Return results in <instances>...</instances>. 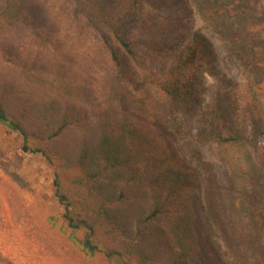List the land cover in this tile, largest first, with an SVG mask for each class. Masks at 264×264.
<instances>
[{"label": "trees", "instance_id": "obj_1", "mask_svg": "<svg viewBox=\"0 0 264 264\" xmlns=\"http://www.w3.org/2000/svg\"><path fill=\"white\" fill-rule=\"evenodd\" d=\"M66 1L69 22L57 11L61 0H0V120L19 133L25 152L79 171L77 200L63 193L57 177L53 185L66 228L84 232L81 249L101 252L95 238L105 227L119 245L107 256L133 257L137 264H264V170L253 163L233 102L217 104L211 113L220 123L209 122L212 141L225 154L243 153V164L229 167L227 210L206 204L196 169L165 144L156 125L125 112L137 97L141 104L168 101L184 110L185 99L199 93L200 81L187 77L196 48L173 54L163 86L144 70L164 44L140 50L131 39L129 23L140 11L177 3L219 37L248 76L257 72L246 112L253 138L264 136L262 0ZM70 22L77 24L79 44L57 45ZM7 34L29 40L12 59L1 38ZM191 43L211 53L197 34Z\"/></svg>", "mask_w": 264, "mask_h": 264}, {"label": "rangeland", "instance_id": "obj_2", "mask_svg": "<svg viewBox=\"0 0 264 264\" xmlns=\"http://www.w3.org/2000/svg\"><path fill=\"white\" fill-rule=\"evenodd\" d=\"M68 1L61 0L58 12L68 21L70 11ZM264 12V0H262ZM190 15L178 4L169 10H142L129 23L133 31V47L153 48L164 44L160 55L148 59L146 76L157 78L159 84L169 80L168 72L173 62V54L183 47L196 48V57L189 65L187 77L198 79V94L185 99L186 107L180 109L179 103L166 101L165 104L139 103V97L125 105L126 113L140 123L156 125L155 130L171 144L174 151L186 158L196 171L193 179L203 190L204 200L217 207L229 209L227 192L229 167L232 163L243 164V153L224 152L226 147H218L212 141L209 122L220 123L212 109L224 99H229L237 107L235 122L241 124V132L252 144L253 163L264 170V136L253 138L252 128L247 120L250 116L247 104L257 89L258 81H253L233 57L227 52L219 37L214 34L198 16ZM68 30L58 39L57 45L79 44V29L76 22L66 26ZM206 39L211 45V53L201 44L193 47L191 40ZM8 43L9 58L29 43L22 35L1 36ZM169 43V44H168ZM175 45L172 52L168 46ZM141 52V51H140ZM99 72V71H98ZM96 73L99 77L101 74ZM100 79V78H99ZM155 80V81H156ZM253 81V82H252ZM168 84V83H167ZM158 87V86H157ZM162 87V86H161ZM160 92L159 89L152 88ZM141 98V97H140ZM160 103V102H159ZM127 106V107H126ZM147 126V125H146ZM163 142V141H162ZM22 137L11 126L0 120V264H137L133 257L119 259L107 256L119 245L109 239L105 230L96 234V243L101 252L89 255L80 247L83 230L72 232L66 228L60 214L62 206L55 198V177L63 193L72 200L78 199L81 188L80 173L77 169L64 170L55 162H49L39 154L25 152ZM82 187L87 186L81 181ZM88 192V190H84ZM220 201V202H219ZM75 255L77 259L68 260Z\"/></svg>", "mask_w": 264, "mask_h": 264}]
</instances>
